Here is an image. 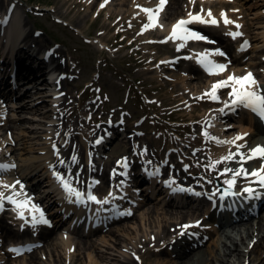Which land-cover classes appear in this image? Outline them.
Wrapping results in <instances>:
<instances>
[{"label": "bare ground", "instance_id": "obj_1", "mask_svg": "<svg viewBox=\"0 0 264 264\" xmlns=\"http://www.w3.org/2000/svg\"><path fill=\"white\" fill-rule=\"evenodd\" d=\"M208 1L210 0H196V3L193 5L189 3V0H168L166 8L163 10L165 14L167 13V17H162V11L159 18V22L163 25V30L157 27L148 31H153L155 34H160L162 36L159 38L166 39V37L171 32V28L174 23H165V19H169L172 17V15H177L176 18L186 17L189 11L193 12V9L199 4L202 5ZM10 2V6H14L15 8L19 9L18 2ZM184 2H186V8L183 6ZM246 2L247 5L245 6L247 10L250 11V13L252 12L254 15L251 25L255 27V30L257 31L254 38L256 41L254 50L258 53L264 54V0H246ZM64 3L65 2H62V4ZM157 3L158 0H109V2L106 3L103 8H101L100 5L104 4V0H85V4L90 10L97 7L102 11L107 7L110 10L108 12L109 17L115 16L117 14H123V16H125V14L128 13L131 20H146L145 14L140 12L139 8H137V5L147 8H155ZM8 4L4 5L5 7L0 6V8L11 10L7 7L9 6ZM216 4H219L221 10L224 12L229 6H241L239 3L231 2V0H216V3H214L213 6ZM5 9H1V12ZM73 9H71L70 12ZM137 13H139V15H137ZM206 13L207 12H204L205 17L207 18ZM242 13L239 14L242 15ZM236 14L237 13L227 14V16L229 19L234 20L233 15ZM88 15V13L84 14V20L86 17H88ZM15 16L16 18L13 22L14 26L11 25L9 36L10 39L12 38L10 40L11 43H14L17 48L19 43L18 39L21 38V35L26 34L28 30V24L24 22V18L19 11H17ZM237 24L241 25L240 22ZM225 27L227 28L228 32H242L241 27L239 29L235 28L234 25H228ZM193 29L198 32L205 31V34L210 36H216L215 34L206 31L205 28L196 27ZM149 38L152 39V37ZM169 41L174 43L176 47L181 43L179 40ZM216 41L217 47H223L225 52L229 54V59L236 63H234L235 65H232V63L228 65L227 71L220 75H209L199 64L193 67V75H189L188 77L185 75H183V77H177L180 79V83L182 82L185 95L189 96V100L192 98L190 93L193 90L197 91V87H200V85L202 86L204 84L203 88L209 90L212 84L218 80L226 79L230 74L234 73L236 76H243L247 72H253V76L255 78L258 76V74L254 71V69L258 66V63L245 61L246 63L244 64L242 59H237L230 56V44H227L220 38H217ZM100 42L101 41L99 39V43ZM187 43L200 45L203 43L208 44L209 42L188 41ZM35 46V44H32V47ZM214 49L217 48L209 47L206 49H192V51L195 52L193 53V56H195L196 53ZM180 50L181 53H179L178 57H181V54H183L187 49L183 47ZM18 54L26 57L31 56L32 58L30 50L21 49ZM219 58L220 56L210 57V59L214 61L223 63ZM164 59L168 60L169 57ZM41 61L42 60L40 59H35L31 67L27 68L25 72L21 70L20 74L17 75L18 78H21L20 80H30V74L37 75V73H42V79H45V83L49 86H52L48 78V76L51 75V71L46 69V63ZM236 64H239L240 66ZM260 64L264 65V59L260 61ZM62 65V69L68 68L67 65ZM241 65L244 66L241 67ZM201 71L205 73H202ZM192 79L193 81L191 83V87L188 86L187 82ZM174 80L175 79L172 81ZM59 85L60 83L57 86ZM18 87V89H15L16 91L14 88H10L9 94H3L0 96V153L8 155L6 156L8 158V163H14L15 165L19 163V165L13 168L11 172H8L9 174H13L12 176H16V178L11 181L12 184H14V181L16 180H23L24 178L28 180L33 178L29 184L25 182L27 185L23 187L22 190L20 189L19 185L16 186L15 191L21 192V195L17 196L16 199L24 200L26 198H30L31 204H34L32 198L29 196L33 195L34 200L38 203L44 199V196L41 193L42 189L46 188L45 192H49L47 195L49 198L48 204L53 206L52 203L55 200V197L52 196L51 190L56 189V191H59V189H62L60 183L53 175V172H58L61 175L64 174H62V171L60 170V168L63 167L57 161L58 157L53 154L51 148L53 147V144L57 145L55 142L56 139L59 138L57 133H60L64 129H69L71 126L66 117L67 114L72 112L74 105L73 102L70 101L69 92L67 91V93L63 94L62 90H59V88L55 91V94L49 96L47 95L43 101L37 103V105L34 107H32L31 104H22L23 102L17 103L16 101L29 96L34 90H41L40 88H35L33 90L22 91L20 86ZM225 89L226 88H223L219 91H224ZM58 103H60V106L56 111L55 108ZM44 108L54 109H51L52 111L43 113L42 109ZM30 109L35 114H42L43 117H49L52 119V126L56 127L57 131L51 132L49 128H47V125L45 126V123L38 119L31 120L37 123V125L34 126L35 128L28 126L26 120L20 119V116L18 117V113H25ZM41 126L43 127L41 128ZM74 127L76 128L77 126ZM211 127L217 129L220 128V131H223L221 135L223 141H231L238 134L247 133V136H245L243 140L236 142L237 144H244V148L237 149L235 144L227 143L219 145V152L217 153L218 159L228 155L230 152L236 153L239 151L248 153L251 148H254L257 145L264 146V126L261 127L256 125L251 119L247 122H240L238 125H230L226 128L219 127L217 125ZM71 130L72 129L68 131L71 132ZM41 138H45V142L43 144L38 142ZM73 144V142L71 144L65 139L64 145H68L71 148H66L65 151H63L64 156L71 154V151L73 150ZM39 146H41V148H39ZM238 160L239 157H237L234 161L222 162L218 165L219 167L235 169L239 167V164L237 163ZM255 162L261 163V160L254 159L248 161L246 164H244V167L251 171V163ZM259 167L260 164L253 169H257ZM64 176L68 178V173ZM230 176L231 174H228L227 176L223 175V179L226 180L230 178ZM102 177L104 180H108V175L102 174ZM254 179L255 178H252V180ZM46 182L52 183V187L51 184L49 186H44ZM8 183L10 182L8 181ZM248 185V180L243 178L237 179L236 186L247 187ZM147 197L149 198L147 199V204L154 202L149 196ZM154 204L147 205L148 209L146 212L140 213L141 227L139 225L136 226L133 224L128 225L127 227L124 226L123 228L117 230L112 229L109 226L108 228L91 229L89 231H86L85 227L84 231H79L71 220L62 230L60 229V225L65 222L67 217L64 216L57 218L53 230L44 232L39 239V243L37 244L41 245L42 243H45L46 251H37V248H39L38 246L36 249L24 253L27 254V258L26 256L22 255V257L14 260L13 264H48L47 262H42L41 260L39 261V258H42L45 253H48L47 259L50 261V264H117L118 261L123 264H137V255L143 253L142 250L144 249L146 250L144 251L145 253L151 252L154 256H157L155 257L157 264H236L238 260L239 262L242 261V264H246L247 259H250V255L253 251V249L250 252L248 250L250 243L255 241V243L258 242L259 244H257L260 245L264 240V211L258 212L254 216L243 217L240 220H229L223 222L218 227H215L216 222L209 223L210 221L208 219H211L210 216L204 217L199 223V226L190 227L183 231V235H178L177 232H173L179 225L184 223H186V225H196L199 220V218L196 217H200V215H202L199 212L201 211L203 204H181L178 202H171L169 200L162 199L154 202ZM145 206L141 205L138 209H143ZM55 209L56 210H54L52 213L55 215V217H59L57 214L61 212V209L57 205H55ZM40 210H42V208H40ZM24 213L30 214L28 211H25ZM132 216L134 218L136 213L134 212ZM124 219L126 218L118 217V220L114 224H117ZM129 231H133L136 234L135 238L132 239V247L130 248V245L126 244H124L122 247H119L118 245H121L122 240L129 239ZM2 232L5 233L6 237L11 239L16 238L15 233L7 227H5L4 231ZM121 232L122 234H120ZM90 235H93L95 238H90ZM116 235L118 238H116V241H114L112 238ZM151 235L155 236V248L163 245L160 249H153V247H149L151 243ZM169 236L174 237L170 239ZM247 240L248 243L243 247L242 245H245ZM91 250H95V252L97 250L98 253L93 254ZM161 255L162 257H160ZM247 256H249V258H247ZM234 259H236V261ZM257 260H259L261 263L264 260V257L259 255ZM8 261L9 258L7 257L5 262L7 263ZM0 262H4L3 257L0 258Z\"/></svg>", "mask_w": 264, "mask_h": 264}, {"label": "rangeland", "instance_id": "obj_2", "mask_svg": "<svg viewBox=\"0 0 264 264\" xmlns=\"http://www.w3.org/2000/svg\"><path fill=\"white\" fill-rule=\"evenodd\" d=\"M9 1L0 0V4ZM233 1L241 6L235 7L234 5L232 8H228V12L234 9H239L243 12L242 15L237 14L235 19L241 22L244 34L238 40V43L232 44L230 54L232 53L233 57L239 58V46L245 41L251 42L252 48L247 54H241L242 60L244 64L252 61L260 65V61L264 59V54L254 50L256 44L254 38L257 33L255 27L251 25L254 15L247 10L245 6L247 5L246 0ZM24 2L32 5H25ZM62 2L65 3L62 4ZM19 3L21 4L23 20L28 24L29 44L24 47L30 50L32 44H35L36 50H30L31 54L35 55L50 47L55 48V50L58 49L57 53L59 52L63 61L68 62L70 67L69 70H63L64 72L62 73L73 74L76 77L75 79H66L64 81L65 84L62 86L64 93L67 91L71 93L72 102H74V108H72V112L66 118L72 127L77 126L76 128H78H74L77 130L76 135L73 137L75 141L83 139L87 141L89 139L88 141L91 143V137L95 135L94 129L96 130L103 126L112 116L116 115L122 118L124 114H129L126 117L128 125L126 129L123 128L122 130H127L128 133L133 135H140L141 139L145 140L151 147L152 152L155 153L154 158L157 161L171 159L173 157L171 155L173 147L176 150L190 153V155L197 148H205L204 142L207 138L202 135L206 131L204 120L214 116L210 112L216 108L212 104L213 100L207 97L197 99L207 90L203 88L204 84L197 87V91L193 90L190 93L192 95L191 100L188 99L189 96L185 95L182 82L180 83V79L177 77L193 75V72L188 69L192 68V66L194 67V63L185 61L176 67L173 66V68L161 65V60L165 55L174 56L176 53L168 46H148L142 43L148 37H160L159 35H154V32L151 34H144V32L139 34L145 20L141 19L140 22L135 23V20H130L128 13L125 16L117 14L109 17V8L106 7L107 9L100 11L99 8L95 7L90 10L85 4V0H19ZM213 3H216V1L208 2L202 8L204 11L211 9L214 15L220 16V5L212 6ZM183 6L186 7V2L183 3ZM71 9L73 10L70 12ZM199 9L200 7L196 8L195 11ZM27 11H31L29 12V17L26 16ZM87 13L89 15L84 20V14ZM163 16L164 18L167 17V13H164ZM176 16L172 15L168 21L176 18ZM39 29L44 30V32L38 33L37 30ZM210 31L221 37L227 44H231L230 38L224 35L226 31L222 20L218 28H211ZM205 46L208 45L192 46L189 44L188 49ZM210 46L216 47V44ZM217 49L226 53L221 47ZM19 57L22 63H26L27 66L30 65L28 57L22 55ZM221 60L229 64L227 53ZM243 66L241 65V67ZM5 68L7 70L8 66ZM256 70L261 77L264 72V65L258 66ZM23 71L25 72V70ZM29 76L30 80H20L19 86L22 91L35 88H40L41 90H34L32 94L16 102L31 104L34 107L38 102L46 98L48 94L46 91L47 85L45 79H42V73H37V75L30 74ZM173 79L175 80L172 81ZM192 81L193 79L187 82L188 86H191ZM228 93L229 91H224L217 106L221 107L223 105V102L229 97ZM50 109L53 108H44L42 112L46 113ZM19 116L21 117L20 119L27 121L28 126L33 128L37 125L36 122L31 121L33 119L42 120L45 126L51 123L47 117H43L42 114H35L31 109L25 113L19 112ZM138 118H141L140 120L144 119L146 122L136 127L133 122ZM91 131L93 133L92 136L89 133ZM215 131L219 133V130ZM41 143H44V139L41 140ZM216 145L218 144L211 142V147L203 155V159L209 160V164L212 163L210 159L217 149ZM167 149L169 151H166ZM128 152H130V147L127 144L116 142L111 146L105 161L107 163L116 162L118 158ZM200 162V158L197 161L194 159L189 160L193 171H197L206 177L208 176L207 180L213 182L214 185L219 182L224 183L223 175H220L221 169L217 172L210 167L204 166V163L200 165ZM203 172H206V174H203ZM207 184L210 185L211 183L208 182ZM154 202L146 203L143 209L136 212L134 218L118 224V227L113 229L117 230L133 224L141 227L140 213L146 212L148 209L147 205L154 204ZM3 227H9L7 221H4ZM3 227H0V231H2ZM135 236V232L129 231V239L122 240L121 245L118 246L122 247L126 244L130 245L131 248L132 239ZM152 237L153 235L150 238L151 243L153 242ZM90 238L94 239L95 237L91 236ZM116 238H118L117 235L112 239L116 241ZM151 243L149 247H153L154 243ZM247 243L248 240L242 246H246ZM257 243L251 248L253 251L246 264H264V260L261 263L257 260L259 255L264 257V240L260 245ZM45 245L44 243L40 251H46ZM144 251L146 250L144 249L142 250L143 253L138 254L139 258L136 263L157 264L155 258L157 256H154L151 252L145 253ZM91 252L93 254L98 253L97 250L96 252L91 250ZM47 254L43 255L44 258L40 257L39 261L50 264ZM14 260L16 259L9 258L6 264H13ZM234 260L236 261V259ZM117 264L123 263L118 261ZM236 264H242V261L239 262L238 260Z\"/></svg>", "mask_w": 264, "mask_h": 264}, {"label": "snow or ice", "instance_id": "obj_3", "mask_svg": "<svg viewBox=\"0 0 264 264\" xmlns=\"http://www.w3.org/2000/svg\"><path fill=\"white\" fill-rule=\"evenodd\" d=\"M108 2L109 0H104V4H101L100 7L103 8L105 4ZM167 3L168 0H158V3L155 8H147L141 5H137V8H139L140 12L144 13L146 17V22L143 23L141 33L139 34H142L143 31H148L151 29H155L157 27L163 30V25L159 22V18H160V13L164 10ZM189 3L194 5L196 3V0H189ZM233 11H237V10L234 9ZM137 15H139V13H137ZM206 16L207 18H205L203 8H201L199 13H195V14L189 11L187 13V18H181L178 21H176L175 24L172 25L171 32L164 41H161V43H167L169 40L171 41L179 40L181 41V43L177 45V51L183 48L188 41H205V42L215 43V41H209L208 38L204 36L202 33L188 27L189 25L194 23L219 26L222 20L225 26L234 25L235 28L237 29L241 27V25L237 24L235 21L229 19L226 12L224 11H221L220 13L221 20H218L213 16L211 9L207 10ZM225 34L231 36L233 39H236L237 37L243 35V33L240 31H229ZM247 46H248V42L245 41L240 46L238 51L245 50ZM211 56L225 57L226 53H224L220 49H214V50H205L204 52L195 54L197 63L200 64L209 75H220L225 71H227L228 64L214 61L210 59ZM185 58L191 59L192 57H185ZM161 63H169V62L161 61ZM223 88L231 89L230 92L228 93L230 100L224 101V108H231L235 110L236 108L242 107L244 109H248L251 112L255 113L262 121H264V89L260 88L259 82L251 72H247L243 76H236L234 73L230 74L227 76L226 79L218 80L217 82L212 84L211 88L205 91L201 97H197V99H202L204 97H207L213 101H219L220 97L218 95V91ZM224 108L219 109V111L223 113ZM57 135H59V133H57ZM202 135H204L206 138H209L211 140H215L216 143L218 144H225V143L235 144L237 149H241L244 148L245 145L237 144L236 142L243 140L244 137L247 136V133L238 134L231 141H223V140H219L216 137H211L207 131H204ZM100 142L101 140L97 139L96 143L99 144ZM53 149H54V154L59 156V149L56 148L55 144H53ZM144 151L146 152L147 149H145ZM237 157H239V160L237 161L239 167L235 169L225 168L220 173V175H224V176L231 174L230 178L224 181V183L227 185V188L224 190V195L241 194V193L233 192V189L237 184L238 178H243L245 180H248L249 185H251L252 183H256L261 188H264V146L257 145L256 147L251 148L248 151V153H243L239 151H237L236 153L230 152L228 155L222 157L221 159L216 160L215 162L207 165V167H210L213 170H215V166L217 164H220L222 162L234 161L236 160ZM71 159L72 162L75 163L77 157L72 156ZM254 159H260L261 165L259 168L252 169L251 171H249L244 167V164ZM59 163L61 165H64L66 162L64 160H60ZM147 163H151V161H148ZM117 164L120 165L121 167L126 168L127 159L124 158L123 160L118 161ZM15 167L16 165L14 163H0V173L13 169ZM185 170H187V166H185ZM70 171L71 169L69 168V173ZM113 174H115V170ZM123 174L124 173H121V175ZM53 175L60 183L62 189L66 193V198L69 199L70 202H75V203L94 202L95 204L98 205H104L110 203L109 197L115 198L114 193L111 191L109 192L108 197H105L103 200L97 198V196H95L92 193L91 189L96 184H98L99 181H92L88 185V190L85 192L73 186L71 176L66 178L64 175H61L60 173L55 171L53 172ZM249 178H255V179L252 180ZM77 182H79L78 174H77ZM171 183H175V181H171ZM209 183H211V181H209ZM17 185L20 186L21 190L23 189V185L20 183L19 180H17L12 185L3 184L2 182H0V187L11 190V194L7 196L5 195L4 192H0V211L3 210L4 202L7 201L8 203L14 205L15 209L18 210V215L21 219H25L24 212L28 211L31 214V223L33 226L37 224H48L49 221L45 219L44 213L35 204H31L30 198H26L24 200L16 199L17 196L21 195V192L15 191ZM174 190L191 191V189H183V188L174 189ZM242 193H248L249 197L255 195L257 198H259V196L261 195L259 192L256 191V189L252 188L251 186L244 187L242 189ZM195 194L201 195V193H195ZM211 195L214 196L215 193H212ZM73 198L75 199L73 200ZM209 198H211V196ZM221 199H223V196H221ZM196 226H199V222H197L196 225H182L181 227L186 230L190 227H196ZM180 234L183 235L184 233L182 232ZM28 250L31 249L29 248ZM10 251H14L17 254H20L22 249L12 248L10 249Z\"/></svg>", "mask_w": 264, "mask_h": 264}]
</instances>
